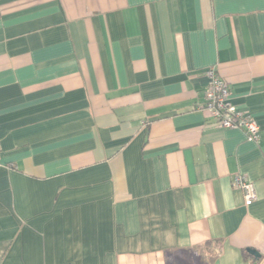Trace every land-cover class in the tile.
<instances>
[{"label": "crops", "instance_id": "1", "mask_svg": "<svg viewBox=\"0 0 264 264\" xmlns=\"http://www.w3.org/2000/svg\"><path fill=\"white\" fill-rule=\"evenodd\" d=\"M0 264H264V0H0Z\"/></svg>", "mask_w": 264, "mask_h": 264}, {"label": "built area", "instance_id": "2", "mask_svg": "<svg viewBox=\"0 0 264 264\" xmlns=\"http://www.w3.org/2000/svg\"><path fill=\"white\" fill-rule=\"evenodd\" d=\"M207 84L204 89V102L201 109H205L213 119L214 124L221 128H240L247 138L258 140L259 126L248 113L237 111L230 102V92L227 82L220 77L213 68L205 71ZM235 187L241 190L244 204H252L256 199L254 185L244 175L236 174L232 178Z\"/></svg>", "mask_w": 264, "mask_h": 264}, {"label": "water", "instance_id": "3", "mask_svg": "<svg viewBox=\"0 0 264 264\" xmlns=\"http://www.w3.org/2000/svg\"><path fill=\"white\" fill-rule=\"evenodd\" d=\"M248 252L252 253L253 255H258V253H256L255 251L251 250V249H247Z\"/></svg>", "mask_w": 264, "mask_h": 264}]
</instances>
